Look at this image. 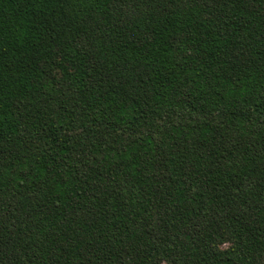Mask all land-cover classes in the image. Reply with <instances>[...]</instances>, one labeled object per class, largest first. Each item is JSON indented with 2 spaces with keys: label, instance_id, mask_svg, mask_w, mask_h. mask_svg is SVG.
Masks as SVG:
<instances>
[{
  "label": "trees",
  "instance_id": "obj_1",
  "mask_svg": "<svg viewBox=\"0 0 264 264\" xmlns=\"http://www.w3.org/2000/svg\"><path fill=\"white\" fill-rule=\"evenodd\" d=\"M0 264H264V0H0Z\"/></svg>",
  "mask_w": 264,
  "mask_h": 264
}]
</instances>
